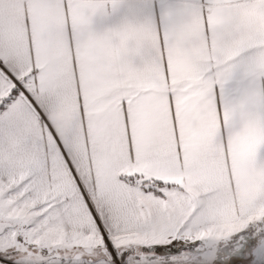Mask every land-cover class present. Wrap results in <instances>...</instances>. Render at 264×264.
<instances>
[{
  "label": "snow or ice",
  "instance_id": "obj_1",
  "mask_svg": "<svg viewBox=\"0 0 264 264\" xmlns=\"http://www.w3.org/2000/svg\"><path fill=\"white\" fill-rule=\"evenodd\" d=\"M0 264H264V0H0Z\"/></svg>",
  "mask_w": 264,
  "mask_h": 264
}]
</instances>
